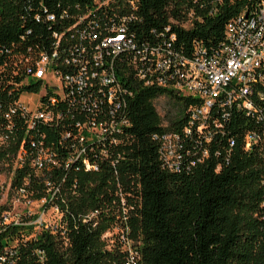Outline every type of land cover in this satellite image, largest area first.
<instances>
[{
    "label": "trees",
    "instance_id": "obj_1",
    "mask_svg": "<svg viewBox=\"0 0 264 264\" xmlns=\"http://www.w3.org/2000/svg\"><path fill=\"white\" fill-rule=\"evenodd\" d=\"M85 1L0 0V48L49 47L58 25L47 15L72 12ZM135 1L131 30L137 39L193 57L199 48L219 51L227 23L252 14L261 0ZM133 91L121 144L107 156L89 155L98 162L96 171L68 161L66 149L52 153L57 164L38 169L32 164L38 152L27 146L24 124L15 123V146H1L0 164L16 165L12 188L25 186L34 199L47 198L46 209L58 208L60 217L34 235L31 227L6 224L8 206L0 203V264H125L123 235L141 251V264H264V145L247 150L244 143L254 119L234 109L225 134L196 149L187 137L181 163L164 164L158 135L182 130L187 107L200 101L166 86ZM161 95L181 108L167 125L155 105ZM55 138L49 131L48 142ZM24 143L28 157L15 164ZM3 192L0 185V200ZM110 230L115 243L109 248Z\"/></svg>",
    "mask_w": 264,
    "mask_h": 264
},
{
    "label": "built area",
    "instance_id": "obj_2",
    "mask_svg": "<svg viewBox=\"0 0 264 264\" xmlns=\"http://www.w3.org/2000/svg\"><path fill=\"white\" fill-rule=\"evenodd\" d=\"M135 7V0L76 2L72 12L47 15L58 25L49 47L37 52L31 46L0 48L4 55L0 57V148L15 146L18 121L24 124L27 146L38 152L32 161L38 169L57 164L52 153L66 149L68 161L81 160L85 170L96 171L98 162L90 161L89 155L107 156L121 144L137 85L166 86L174 94L200 101L187 107L182 130L158 135L164 164L181 163L187 137L196 149L225 134L234 109L244 110L255 121V129L244 135L245 148L264 145V0L252 14L227 23L219 51L208 54L199 48L193 57L169 44L137 39L131 30ZM50 73L59 84L50 83ZM39 90L38 105L32 108L25 96ZM51 130L56 138L48 142ZM29 152L22 144L15 164H23ZM208 154L205 149L203 157ZM7 200L11 203L3 216L6 224L31 227L34 235L49 225L44 218L47 198L34 199L25 186L12 188V178ZM16 203L29 209L16 214ZM33 204L41 205L40 216ZM126 210L120 209L122 214ZM123 240L125 264H141L142 253L134 241L126 235Z\"/></svg>",
    "mask_w": 264,
    "mask_h": 264
},
{
    "label": "rangeland",
    "instance_id": "obj_3",
    "mask_svg": "<svg viewBox=\"0 0 264 264\" xmlns=\"http://www.w3.org/2000/svg\"><path fill=\"white\" fill-rule=\"evenodd\" d=\"M48 80L50 81L51 84H59L57 77L53 73L49 74ZM42 90L30 91V93H28L25 96V101L31 103L32 108L37 107L38 102H39V96L42 93ZM155 105L157 107L159 114L161 115L163 119L164 125L169 124L172 120H175L181 114V111H180L181 108L177 104V102L173 101L171 98H169L166 95H161L157 97L155 99ZM14 168H15V165L12 168L10 164H0V185L1 186H5V188L8 189L9 184L11 182V178L13 177V174H14L13 172ZM7 189L4 190V196H2L0 203L7 204V206L9 207L11 200H7ZM13 208H14V212L16 214H19L22 211H25L28 208V206H26L25 204H17V205H14ZM31 208H33L34 212H36V214H38L39 216L42 214L43 209L41 205L33 204ZM47 208H48V212L46 213L44 218L49 225H54L57 223V220L59 219L60 214L57 213V211L55 210V207L53 206H48ZM114 236L115 235L112 233V231L111 232L109 231L107 233V237H105V240L107 242V247L110 248L115 243Z\"/></svg>",
    "mask_w": 264,
    "mask_h": 264
}]
</instances>
